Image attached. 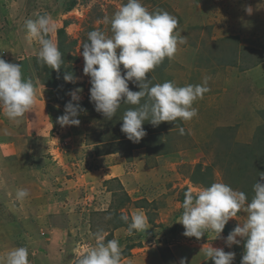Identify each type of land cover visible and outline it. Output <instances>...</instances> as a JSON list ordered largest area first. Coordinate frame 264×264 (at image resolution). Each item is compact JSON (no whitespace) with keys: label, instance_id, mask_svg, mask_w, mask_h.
<instances>
[{"label":"rangeland","instance_id":"374dc122","mask_svg":"<svg viewBox=\"0 0 264 264\" xmlns=\"http://www.w3.org/2000/svg\"><path fill=\"white\" fill-rule=\"evenodd\" d=\"M122 3L126 0H0V58L21 65L22 77L32 80L37 96L32 111L26 113L19 125L0 111V162H7L10 157L13 160L26 157L33 149L27 143L34 145V136L37 142L49 146V149L35 147L40 154L48 153L63 140L67 145L83 142L77 150L78 157L88 153L86 146L102 143L108 146L109 152L122 151V156L129 160L131 149L141 145L146 149L145 166L157 165V156L169 154L174 160L164 161L165 178L160 181L150 178L145 181L149 183L146 189L143 188L146 184L139 182L142 197L154 199L153 202L144 198L133 203L140 205L149 224L158 223L163 226L162 231L167 227L168 237L163 234L162 240L152 242L156 243L163 264H176L180 247L193 250L196 245L207 247L210 244L226 251L225 238L246 219L243 210L229 219L217 238L211 230H206L200 240L186 236H179L178 240L171 232L177 231L176 219L183 213L185 191L195 193L201 187L223 182L245 192L250 200L254 183L261 182L259 175L264 173V0H141L149 12L159 9L175 16L179 21L175 31L187 40L178 45L174 58H166L146 74L147 78L152 84L171 81L185 86L202 84L203 78L208 76L210 91L193 103L198 114L190 121L161 122L156 127L145 121L142 127L153 136L143 137L139 143L127 138L119 140L126 137L121 132V118L129 104L122 100L111 120L95 111L94 102H90V78L83 73L84 60L80 54L88 32L99 29L111 36L110 24L105 23L104 18H111ZM247 7L253 9L251 15L245 11ZM44 13L55 23V31L49 38L58 44L62 53L59 72L42 66L37 60L39 44L25 38L24 22ZM121 70L123 75L126 70L122 65ZM65 73H72L76 82H65ZM77 88L80 89L79 99L71 101L69 93ZM129 89L139 90L132 82ZM69 101L80 106L78 126H61L57 122ZM180 127L184 128V135L179 133ZM140 151L132 156L133 160L144 158V151ZM138 174H143L141 168ZM32 177L39 181V175ZM141 177L138 176V181ZM49 193L43 198L51 197ZM26 205L12 203L11 209L18 213L27 211ZM21 217L28 214L21 213L18 218ZM2 218L12 220L15 215L9 212ZM35 222L32 217L30 225L25 227ZM131 237L135 236L130 235L132 242ZM243 245V240L239 245H232L239 246V250H235V264H240ZM40 247L45 251L44 246ZM191 258L186 259L187 264H192ZM200 264L213 263L209 258Z\"/></svg>","mask_w":264,"mask_h":264},{"label":"clouds","instance_id":"9594fccd","mask_svg":"<svg viewBox=\"0 0 264 264\" xmlns=\"http://www.w3.org/2000/svg\"><path fill=\"white\" fill-rule=\"evenodd\" d=\"M245 11L251 15L253 9L247 7ZM104 22L110 24L111 36L99 29L88 32L80 53L84 60L83 73L90 78V102H94L95 111L111 120L122 100L124 104L136 106L128 108L121 118V132L133 143H139L146 136L142 127L145 121L156 127L161 122L190 121L197 116V109L192 105L210 91V77L205 76L202 84L177 86L171 81L152 84L146 75L166 58H174L178 45L187 43L186 37L175 31L179 24L177 18L159 9L149 12L141 0H126L111 18L105 17ZM24 30L25 38L40 46L38 62L59 72L63 64L62 53L58 44L49 38L55 31L52 17L48 13L37 14L35 19L24 22ZM121 65L126 70L123 75ZM63 80L76 82L72 73H65ZM129 82L139 90H130ZM79 91L77 88L69 93L71 101H78ZM36 100L35 85L30 78L22 77L21 65L0 58V111L3 116L19 125L26 113L32 111ZM71 101L65 105L64 114L57 118L61 126L80 124L77 118L80 106ZM179 133L185 134L183 127L179 128ZM259 176L261 182L254 183L250 200L245 192L223 182L201 187L195 193L185 191L179 220L184 227L183 235L200 240L206 230H211L217 238L229 219L243 210L245 221L229 232L225 245H239L243 240L240 264H264V173ZM28 195V191L20 189L16 191L15 199L22 201ZM111 218V214L105 217ZM121 219L128 222L129 216L122 215ZM130 220L128 235L134 230L145 232L149 228L143 212H134ZM106 235L97 234L94 245H85L76 256L75 264H120L122 246L117 239L106 241ZM204 254L213 264H232L235 258L234 252H225L210 244ZM28 257L26 247H15L0 256V264H30ZM179 264H185V260L181 258Z\"/></svg>","mask_w":264,"mask_h":264},{"label":"crops","instance_id":"0c3cea01","mask_svg":"<svg viewBox=\"0 0 264 264\" xmlns=\"http://www.w3.org/2000/svg\"><path fill=\"white\" fill-rule=\"evenodd\" d=\"M33 139L36 141L34 145L27 143L33 149L26 157L20 160L10 157L9 161L0 162V256L15 247H26L30 264H75L76 256L83 247L94 245L96 235L106 233V241L117 239L122 246V252L128 251V256H122L120 264H163L156 243L152 242L162 240L163 234L168 237L166 226L162 231L163 226L148 222L149 228L145 232L133 231L135 238L131 237L132 242L127 229L134 212L144 213L140 205L133 203L144 198L149 203L154 200L142 197L139 182L146 184L143 187L146 189L149 188V183L145 181L150 178L162 180L164 161H173L174 158L163 154L156 157L157 165L145 166L144 147L132 148L131 156L127 160L122 156V151L109 152L108 146L102 143L86 146L88 153L78 157L76 153L83 142L75 141L73 145H67L65 140L52 146L49 152L47 150L48 153L40 154L35 147L49 149V146L37 142V136ZM139 150V153L144 151V158L139 157L135 161L132 156ZM28 155L30 156L27 158ZM140 168L143 174H138ZM32 175H39V181L34 180ZM140 175L141 181H138ZM20 189L29 193L23 202L15 199V193ZM48 192L52 196L44 199L43 196ZM12 203H28L27 211H13ZM9 212L14 213L15 218H2ZM21 213H27L28 217L19 219ZM109 214L112 218L108 221L105 217ZM122 215H128L129 221L122 220ZM32 217L37 220L35 225L25 227L30 225ZM179 220L180 218L176 219V233L173 230L171 232V236L175 234L177 238L184 236ZM41 233L44 235L41 236ZM40 246H44L45 251ZM206 248L199 245L193 250L178 248L180 255H177L176 264H179L181 258L185 260V264L188 263L186 259L191 257L192 264L208 260L204 254ZM238 248L239 246H231L225 252L235 253ZM196 258L198 260L194 261ZM232 264H235L234 260Z\"/></svg>","mask_w":264,"mask_h":264},{"label":"trees","instance_id":"16d2710c","mask_svg":"<svg viewBox=\"0 0 264 264\" xmlns=\"http://www.w3.org/2000/svg\"><path fill=\"white\" fill-rule=\"evenodd\" d=\"M46 70H48V69H46ZM68 87H69V86H68ZM68 87H66V90H69ZM70 88H71V87H70ZM132 107H135V106H133V105H129L128 108H132ZM128 108H127V109H128ZM55 109H56V108H55ZM148 133H149V132H147V134H146L147 137L145 136L146 139H148L150 136H153V133H150V134H148ZM145 137H144V138H145ZM123 138H126V137H121V138H119V140H122ZM149 139H150V138H149ZM140 146H141V145H140ZM141 147H143V146H141ZM160 155H163V154H160ZM43 235H44V234L41 233V236H43ZM122 254H123V255H122L123 257H127V256H128V251H127V250H126V251H123Z\"/></svg>","mask_w":264,"mask_h":264}]
</instances>
